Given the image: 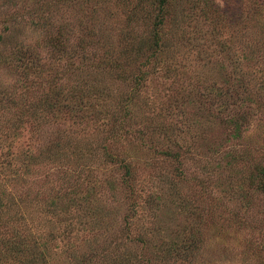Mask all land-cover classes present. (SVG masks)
<instances>
[{
    "label": "rangeland",
    "instance_id": "374dc122",
    "mask_svg": "<svg viewBox=\"0 0 264 264\" xmlns=\"http://www.w3.org/2000/svg\"><path fill=\"white\" fill-rule=\"evenodd\" d=\"M138 1L0 0L8 47L40 59L26 75L0 54L4 231L22 225L39 264H264V186L245 181L264 164V0L171 2L139 90L122 57L149 30ZM58 33L67 58L51 53ZM246 84L263 107L230 136L245 104L225 92Z\"/></svg>",
    "mask_w": 264,
    "mask_h": 264
},
{
    "label": "trees",
    "instance_id": "16d2710c",
    "mask_svg": "<svg viewBox=\"0 0 264 264\" xmlns=\"http://www.w3.org/2000/svg\"><path fill=\"white\" fill-rule=\"evenodd\" d=\"M147 1L148 0H139L137 3V6L141 9V11L145 12L146 18L148 19L147 27L149 30L148 32L143 34V36L139 38V43L138 42L135 43V39L129 38L131 49L128 54L127 52H125L124 55H122V57L126 58L127 60L126 64L128 67H130L132 61H136L138 63V66L136 67L137 72L132 73V74L131 73L127 74V77L131 79V82L133 83L132 85L134 86V88L138 90H139V86L142 84V79H143L142 74L144 72L143 68L146 67L148 62L155 60L162 51L161 40L163 39V36H164L163 34L164 33V30H163L164 18H165L164 16H166L168 12L170 11L169 7L171 5V2H173L174 0H153L152 1L153 2L152 5L154 6L153 10L148 9V11L146 12L145 11L146 7L144 5V2H147ZM191 10H199L200 13L202 12V13L208 14L214 11L215 9H214V4L212 2H209L208 0L206 2H202V0H194ZM44 24H47V22H45ZM6 27L7 25L5 24L3 31L0 32V47L2 48L0 49V54L3 55L5 61L13 63L14 65H16V67H19L20 65L23 71H29L27 73L25 72L26 75L32 74L33 71L35 72L37 70V67L40 65L39 64L40 59H39L38 54L33 55V52L29 48H24V46L22 45L9 48L8 47L9 42H7L8 39H4V38H9L7 35H5L7 33ZM1 38L4 40L5 42L4 44H2ZM127 45H129V41L127 42ZM49 47H50L51 53L57 57L56 59H58V57L67 58V55L69 53V41L65 34L58 33L57 35H55L52 39V44H49ZM7 48H9V50H7ZM5 51L7 52L6 54H5ZM129 54H130V58L128 57ZM70 58L71 57H69V59ZM119 65H122V64H119ZM261 83H264V76L261 80ZM57 92L58 93L56 95L58 97L61 96L62 92L60 88L57 89ZM252 93L253 92L250 89V85L248 84L244 85L241 91L234 90V89L226 90L225 94L227 98H234L233 102H231V105H236L238 102H240V104L237 106L238 108L241 105L245 104L243 107H241V109H239L237 113V119L236 120L232 119V121L227 123V126H230L231 124L234 125V127H231L230 129V132L232 134V135L230 134V136H236L240 132L241 126L245 125L246 119L248 118V116L250 115V117H252L253 115L252 113H254L253 111H251L252 103L255 104L254 107L258 106L259 107L258 109L263 107L261 101H257L261 98V96L256 95L255 99H252L253 96H249V95H253ZM42 105L46 109V111H50L52 108L49 105V102L45 100H43ZM125 111L127 113V110ZM128 114L129 113L124 114L123 119L127 117ZM122 124L123 123H121V126ZM120 130L119 128H115V129L112 128V132L114 134L118 133ZM142 135H143L142 131L137 132L138 138H141ZM199 142H200V139H199ZM208 144L212 145V140ZM56 152L57 151H55V153ZM161 154L162 156H165L167 158H174L170 151L163 150ZM236 158H238L237 155H236ZM243 158L244 156L242 155V158L240 156L239 160H242ZM232 160H233V157H232ZM120 168L124 171L126 175L124 180L129 178L130 173H131V169L129 165L125 164V165L120 166ZM245 181L249 182L250 187L253 185L257 187L256 189L263 187L264 186V164H256V165L253 164L251 172L248 174ZM88 206L89 205L87 204L85 207L87 208ZM1 220L2 218L0 216V263L2 262L4 264H7L8 262H6V260H8L10 264H20L22 260H24L25 257L28 255V252H30L31 255L36 256V258H33L35 262H30V264H33V263L39 264L40 262H43L44 259H46L43 253L34 252L35 244L33 245V247L28 246V243H27L29 240L28 235L27 236L21 235L22 225L19 230L15 229V230H10L9 232H7V231H4L5 223H3V221ZM169 247L170 248L168 249L172 251L173 255H176L177 257H181V254H186L187 251L185 250L190 248V245L186 244L184 248L171 246V245H169ZM112 264H115V259Z\"/></svg>",
    "mask_w": 264,
    "mask_h": 264
}]
</instances>
